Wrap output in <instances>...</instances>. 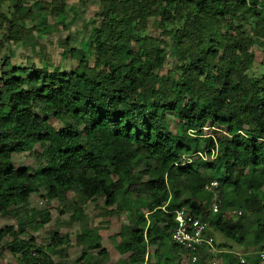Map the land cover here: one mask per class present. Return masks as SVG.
<instances>
[{
	"label": "trees",
	"instance_id": "obj_1",
	"mask_svg": "<svg viewBox=\"0 0 264 264\" xmlns=\"http://www.w3.org/2000/svg\"><path fill=\"white\" fill-rule=\"evenodd\" d=\"M21 1L0 0V5L7 3L0 12V48L23 43L31 34L32 29L21 24L28 15ZM99 4L95 21H88L96 24L90 42L82 49L62 51L76 60V70L41 67L28 72L7 58L1 63L0 216L16 217L17 208L39 187L46 201L58 203L71 193L81 203L100 198L105 207H112L125 205L133 195L143 200L145 215L134 217L131 235H121L116 245L119 253L130 254L129 264H142L148 247L155 257L163 252L177 208L206 221L207 234L219 233L229 241L218 244L212 239V251L200 252L195 264H205L217 251L224 252L223 264H240L232 244L253 250L243 264H258L255 253L264 251V219L250 227L244 215L264 218V0ZM46 11L39 25L45 24ZM47 15L61 24L63 0H51ZM150 19L157 21L163 39L143 34ZM254 46L262 53L256 74ZM163 47L171 48L177 68L158 76L165 61ZM168 115L175 120L174 132L166 125ZM49 118L62 126L54 129ZM206 128L218 134L207 135ZM33 147L44 165L15 168L11 155ZM139 160L144 169L135 172ZM218 162L219 179H196L201 171H214ZM111 175L117 177L116 184ZM211 181L218 183L214 214L204 191ZM71 203L76 207L72 220H78L80 207ZM230 207L240 212L235 221L224 216ZM46 221L44 214L40 223ZM21 232L20 223L0 227V254L2 241L9 238L4 248L11 255L27 257L28 264H57ZM92 236L98 240L91 231L77 240ZM55 238L53 246L62 242ZM163 264L178 263L165 259Z\"/></svg>",
	"mask_w": 264,
	"mask_h": 264
},
{
	"label": "rangeland",
	"instance_id": "obj_2",
	"mask_svg": "<svg viewBox=\"0 0 264 264\" xmlns=\"http://www.w3.org/2000/svg\"><path fill=\"white\" fill-rule=\"evenodd\" d=\"M51 0H22L20 7L27 16L21 18L24 28H31V34L25 40L18 44H8L6 47L0 48V67L3 59L7 58L10 63L16 67L27 69L31 72L34 69L41 67L47 68L49 71L57 69L62 71H74L77 68L76 60L70 58L62 51L65 47L74 49H82L91 40L92 31L96 24L88 22L94 20L100 12L101 6L99 0H63V22H56L53 16L47 15L49 3ZM7 3L0 5V12H5ZM43 8L42 11L40 9ZM46 8L45 24L39 25L38 21L40 14ZM21 15L17 14L16 17ZM95 21V20H94ZM246 30L248 28L246 27ZM3 28L0 27V39ZM156 20L148 21L147 29L143 34L158 39H163L160 34ZM256 41L254 42V45ZM165 61L162 68L157 71L158 76H163L168 70L176 69L177 63L172 55L170 47L161 48ZM262 57L261 50L254 46V64L252 72L254 74L259 70L258 63ZM61 115L65 116L66 111L60 108ZM49 124L58 129L62 126L60 121L53 118L48 119ZM175 120L172 115L167 116L166 125L170 131L174 132ZM204 131L207 135H215L217 132L206 128ZM38 151L35 147L31 150L19 154H12L10 161L15 168L28 167L31 170H36L44 165V161L38 158ZM210 160V159H209ZM144 169V162L139 160L134 163L133 170L135 172ZM222 176V163L218 162L214 171H201L196 179L198 180H217ZM117 177L111 175V182L116 184ZM224 187V192L228 195H233ZM186 192L181 193V199L186 197ZM127 202L122 205L120 202L112 207H105L103 200L96 198L85 202H80L77 197L71 193L67 194V201L58 203L56 200L46 201L42 188L31 194L26 205L17 208L16 217L0 216V227L21 224L22 237L24 239H33V244L39 247L42 252L47 255L52 262L57 264H129V253L121 254L116 250V245L120 241V236L129 237L131 235V226L134 224V217L138 214L145 215L143 200L140 197L133 195L127 196ZM137 199V200H136ZM72 201L76 202L80 207L82 216L78 220H72V215H75V209ZM135 201V204H134ZM211 202V201H210ZM210 206V204H209ZM231 212L237 211L230 207ZM47 215L48 221L40 223L41 216ZM236 214L226 213L224 216L236 220ZM264 219L254 214L244 215V223L248 226H254L258 221ZM91 231L95 236L86 238L84 241H78V237L83 232ZM209 236L215 243H222L224 239L219 233L212 231L208 232ZM53 235L55 239H59L61 243H55L53 246L51 239ZM9 238L2 241L3 250L0 254V264H28V259L20 254L11 255L5 248V244L9 242ZM229 242V241H225ZM90 244H98L99 248L88 249ZM233 254L243 257L245 254H250L253 250L242 248L233 245ZM99 249H103L104 253L99 254ZM264 250V240L262 242ZM153 247L147 248V257L142 264H163V260L170 259L178 264H189L185 252L179 248L173 247L171 242L166 244L163 252H160L156 257L152 253ZM205 252V251H202ZM207 253V252H206ZM200 254V253H199ZM83 258H80L79 257ZM224 254L213 253V258L206 260L205 264H223L222 256ZM41 261V260H40Z\"/></svg>",
	"mask_w": 264,
	"mask_h": 264
},
{
	"label": "built area",
	"instance_id": "obj_3",
	"mask_svg": "<svg viewBox=\"0 0 264 264\" xmlns=\"http://www.w3.org/2000/svg\"><path fill=\"white\" fill-rule=\"evenodd\" d=\"M201 160L206 161L207 158L204 154H198ZM213 154L210 155L212 160ZM183 162L188 163L189 159L184 158ZM218 183L211 181L204 186V191L209 194L211 206L210 212L212 214L217 212V203L219 202L217 194ZM239 215V211L230 212ZM173 228L170 232V242L174 244L180 251L185 252L187 255L188 263L195 264L198 261L197 255L202 252L212 251V238L207 234V222L202 221L198 217L191 215L183 208H177L173 211ZM217 251L215 253H219ZM236 255L240 264L245 263V257ZM258 264H264V251L255 253ZM211 264H214L213 262Z\"/></svg>",
	"mask_w": 264,
	"mask_h": 264
},
{
	"label": "crops",
	"instance_id": "obj_4",
	"mask_svg": "<svg viewBox=\"0 0 264 264\" xmlns=\"http://www.w3.org/2000/svg\"><path fill=\"white\" fill-rule=\"evenodd\" d=\"M222 253H224V252H221V251H220L218 254H222Z\"/></svg>",
	"mask_w": 264,
	"mask_h": 264
}]
</instances>
